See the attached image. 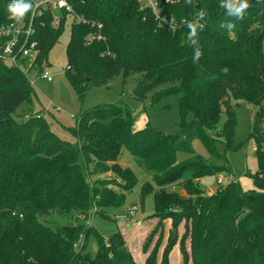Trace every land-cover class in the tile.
<instances>
[{"label": "trees", "instance_id": "1", "mask_svg": "<svg viewBox=\"0 0 264 264\" xmlns=\"http://www.w3.org/2000/svg\"><path fill=\"white\" fill-rule=\"evenodd\" d=\"M69 1L86 20L71 25L66 51L65 73L79 97L120 76L138 75V99H178L181 129L176 135L152 127L135 132L126 105L101 104L79 116L77 151L41 115L21 122L14 117L19 106L32 102L34 90L20 71L0 61V264H138L121 232L106 239L88 224L94 207L96 215H105L107 208L122 206L137 184L135 172L119 164L124 148L155 173L158 189L146 183L141 192L143 202L153 196L154 216L171 219L174 229L185 221L183 264H264V0H248L242 20L229 17L221 0H158L159 17L138 0ZM11 2L0 0V25L13 21ZM202 10L205 18L198 19ZM51 20H41L45 26L39 28V69L49 66L65 31V17L58 26ZM192 21L204 27L189 38L186 22ZM229 22L235 24L231 32ZM239 101L254 111L250 139L258 170L247 176L255 189L243 191L232 180L207 196L202 179L222 168L197 155L192 143L201 138L220 160L218 140L206 130L225 114L218 137L234 151L244 147L232 146ZM178 152L190 157L178 162ZM175 185L186 196L168 190ZM162 227L163 221L149 236L146 253L159 233L145 264H172L178 239L172 235L160 258ZM92 235L98 240L95 254L88 251Z\"/></svg>", "mask_w": 264, "mask_h": 264}, {"label": "rangeland", "instance_id": "2", "mask_svg": "<svg viewBox=\"0 0 264 264\" xmlns=\"http://www.w3.org/2000/svg\"><path fill=\"white\" fill-rule=\"evenodd\" d=\"M71 37V22H67L65 31L58 44L53 48L49 56L48 71L53 77L52 82L43 79H36L33 86L34 94L31 103L25 102L19 106L14 113L18 121H23L31 115H41L49 124L52 132L62 140L73 144L78 151L79 141L74 133L78 125L79 116L91 107L101 104H123L130 110L134 120L135 132L143 131L147 127L161 130L167 134L176 135L180 132L181 114L178 107V99H168L159 103H152L149 99L142 101L134 93L138 75L124 80L123 76L112 81L109 87H92L81 99L72 86L65 68L67 66V46ZM235 105L237 102L232 101ZM236 111L235 135L232 139V146H238L245 143L238 151L227 147L226 139L219 138L224 123L227 120L225 114L215 128L206 130V134L212 137L216 142V151L221 159L212 158L201 138H196L192 143L193 151L210 162L222 168L218 174L208 175L202 179L200 187L210 196L220 188L225 187L232 180L236 181L243 191L251 192L255 189L253 181L247 173H255L258 170V161L256 154V142L250 139L254 111L252 106L239 101ZM188 122L193 120V115H188ZM264 139V133L262 134ZM190 157L188 153L178 152V162H183ZM119 164L124 168L132 169L137 176L135 188L127 193L124 204L120 207H109L105 215H96L97 207L92 210L89 219V225L99 231L104 238H109L117 232H121L127 249L131 252L138 264H145L147 256L152 252L159 239V233L154 237L152 244L147 247L150 234L163 221L164 240L160 249L159 257H162L165 247L168 245L172 235L178 239L174 246L170 260L172 264H183V255L179 243L185 234V221L178 229H174L171 219L161 220L155 217V208L153 196L146 198L145 202L141 199L142 188L146 183H150L155 189L158 185L155 181V173L149 171L146 167L139 165L127 148H124L119 159ZM225 170V171H223ZM112 174H110L111 176ZM114 177V176H113ZM223 183L219 184L218 180ZM171 192H178L186 196L185 191L179 185L169 186ZM83 238L79 240L78 245L83 243ZM88 251L95 254L98 249V240L92 235L88 239ZM186 246L190 250V240H187Z\"/></svg>", "mask_w": 264, "mask_h": 264}, {"label": "built area", "instance_id": "3", "mask_svg": "<svg viewBox=\"0 0 264 264\" xmlns=\"http://www.w3.org/2000/svg\"><path fill=\"white\" fill-rule=\"evenodd\" d=\"M33 5V12L26 14L20 22L12 21L0 25V61L7 67L20 71L35 86L36 79L52 82L53 77L48 66L39 69V28L45 26L44 19L52 18L55 26L60 25L63 17L67 22L86 23V20L77 15L69 0H27ZM142 9H151L159 17L158 0H138ZM40 22V25H38ZM171 24L172 21H166ZM174 28V26H172ZM222 184V179L218 180Z\"/></svg>", "mask_w": 264, "mask_h": 264}, {"label": "clouds", "instance_id": "4", "mask_svg": "<svg viewBox=\"0 0 264 264\" xmlns=\"http://www.w3.org/2000/svg\"><path fill=\"white\" fill-rule=\"evenodd\" d=\"M187 4H191L192 0H185ZM223 9L226 10L227 15L229 17H233L235 19L242 20L244 18V14L247 9H249L250 4L248 0H221V5ZM33 5L27 0H12V2L8 5V12L10 13L9 19L20 22L22 21L26 14L29 12H33ZM198 19H204L205 13L202 10L201 12L197 13ZM189 31V38L195 37L198 34V29L202 30L203 25H199L197 22H186ZM226 28L231 32L232 29L235 28L234 23H226ZM200 51L197 50L196 56L199 57ZM222 71H227V69H223Z\"/></svg>", "mask_w": 264, "mask_h": 264}]
</instances>
